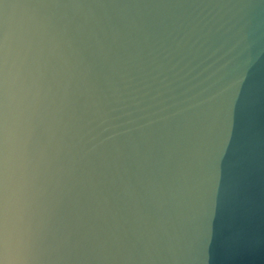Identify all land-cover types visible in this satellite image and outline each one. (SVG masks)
Listing matches in <instances>:
<instances>
[{
    "label": "water",
    "instance_id": "95a60500",
    "mask_svg": "<svg viewBox=\"0 0 264 264\" xmlns=\"http://www.w3.org/2000/svg\"><path fill=\"white\" fill-rule=\"evenodd\" d=\"M0 264H264V0H0Z\"/></svg>",
    "mask_w": 264,
    "mask_h": 264
}]
</instances>
